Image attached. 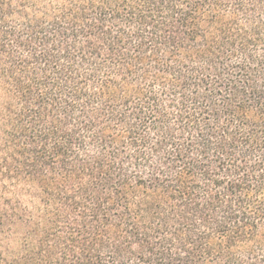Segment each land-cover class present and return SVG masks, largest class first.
Masks as SVG:
<instances>
[{"label": "trees", "instance_id": "obj_1", "mask_svg": "<svg viewBox=\"0 0 264 264\" xmlns=\"http://www.w3.org/2000/svg\"><path fill=\"white\" fill-rule=\"evenodd\" d=\"M0 264H264V0H0Z\"/></svg>", "mask_w": 264, "mask_h": 264}]
</instances>
